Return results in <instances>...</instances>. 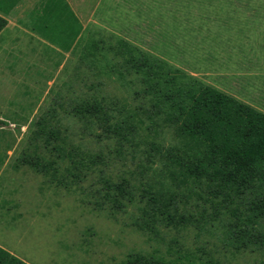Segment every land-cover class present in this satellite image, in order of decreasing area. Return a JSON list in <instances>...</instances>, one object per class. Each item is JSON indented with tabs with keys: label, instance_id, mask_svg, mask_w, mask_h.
I'll use <instances>...</instances> for the list:
<instances>
[{
	"label": "rangeland",
	"instance_id": "1",
	"mask_svg": "<svg viewBox=\"0 0 264 264\" xmlns=\"http://www.w3.org/2000/svg\"><path fill=\"white\" fill-rule=\"evenodd\" d=\"M27 2L14 20L20 27L0 34V246L28 264H128L136 253L264 264L263 251L232 245L234 226L264 230V220L254 223L258 214L248 215L250 201L207 180L160 183L174 126L159 121L149 131L125 118L122 106L149 125L144 109L153 115L156 108L143 97L140 75L117 79L121 58L114 56L122 41L140 63L165 62L264 113V0H63L52 12L45 0ZM33 39L73 41L50 43L58 51ZM91 98L126 137L141 130V140H125L115 154L113 140L92 138L70 109ZM46 113L57 141L38 135ZM149 140L163 153L148 157ZM37 157L53 163L55 180L31 165ZM167 189L176 196L174 226L154 220L147 206Z\"/></svg>",
	"mask_w": 264,
	"mask_h": 264
},
{
	"label": "trees",
	"instance_id": "2",
	"mask_svg": "<svg viewBox=\"0 0 264 264\" xmlns=\"http://www.w3.org/2000/svg\"><path fill=\"white\" fill-rule=\"evenodd\" d=\"M6 2L8 0H0V7ZM45 2L46 12H52L53 6L58 8L64 4L63 0H45ZM0 11L3 10L0 9ZM6 25L7 21L0 16V32ZM50 40L55 44L68 42L69 47L73 41V39ZM119 43L123 49L118 44L114 48V56L121 58L120 66H123L125 71H122L119 66L116 70L117 79L122 80L124 73H130L132 70L136 75H140L139 82L143 87V97L148 98L152 108H156L153 115L144 109L149 125H145L143 120L138 119L140 116L136 112H131L127 107L122 106L124 110L122 114L130 122L136 119L137 123L149 131L158 126L159 121L174 126L172 129L175 132L176 142L165 148L164 157L167 167H165V173H159L160 183H163L167 177L181 183L207 180L216 188H229L236 199L250 201L247 203L248 215L258 214L253 217L254 223L264 220V113L210 85H203L197 80H189L185 73L172 69L165 62L155 60L150 63L149 58L144 57L140 63L141 60L132 54V49L126 43L122 41ZM97 49L98 46L93 44V50ZM146 61H148L147 65ZM106 67L114 69L109 61ZM91 99V101H77L70 109L74 116L89 124L86 125V132L92 134V138L100 142L105 135L113 140L116 144L115 154L122 153L124 150L122 142L125 140H141V130L138 133L133 131L132 137H126L128 134L126 130L121 129L120 122H111L101 101ZM47 116L48 113L44 115L45 118H39L37 121L36 125L40 132L38 135L43 134L47 140L57 141L58 129L55 126L49 127L47 120L51 119H46ZM96 122L98 127L94 126ZM145 142L147 147L145 154L148 157L163 153L160 143L153 140ZM38 158L40 160L32 161L31 165L36 171L42 172L45 176L50 175L55 180L56 173L50 174L49 172L53 163L42 157ZM156 182L149 181V187ZM116 188L119 186L117 185ZM169 189L148 197L149 205L147 203V206H152L154 220L166 221L169 226H174L178 209L175 206L176 196ZM145 226L157 235L156 228L147 223ZM233 238L232 245L235 246L234 249L237 252L241 250L264 252V230L262 229L255 230L242 226L239 229L238 226H234ZM0 264L28 263L0 246ZM128 264L198 263L184 261L181 257L166 261L162 257L136 253L130 256ZM200 264L206 263L201 262Z\"/></svg>",
	"mask_w": 264,
	"mask_h": 264
},
{
	"label": "crops",
	"instance_id": "3",
	"mask_svg": "<svg viewBox=\"0 0 264 264\" xmlns=\"http://www.w3.org/2000/svg\"><path fill=\"white\" fill-rule=\"evenodd\" d=\"M26 7H28L27 0H8V2L3 3L1 5L0 9L3 11H0V16L3 17L7 21V25L0 32V34H2L5 30H7V28H10L11 26L20 27V25H18L17 23H14V20L16 18L20 17V15L22 14V12L24 11V9ZM1 40L5 41V39H1ZM14 40H16V39H12V41H14ZM33 40L36 43L39 42V44L41 46L45 45L47 47L53 48L54 50H58L56 47H53L50 44V43H53L50 39H33ZM26 41L27 40L25 39V43H26Z\"/></svg>",
	"mask_w": 264,
	"mask_h": 264
}]
</instances>
